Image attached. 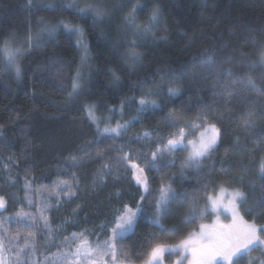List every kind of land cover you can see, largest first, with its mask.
<instances>
[{"label": "trees", "instance_id": "obj_1", "mask_svg": "<svg viewBox=\"0 0 264 264\" xmlns=\"http://www.w3.org/2000/svg\"><path fill=\"white\" fill-rule=\"evenodd\" d=\"M204 125L218 138L201 159L165 149ZM222 188L241 192L264 233V0H0V241L12 264H51L83 241L141 264ZM232 264H264V251Z\"/></svg>", "mask_w": 264, "mask_h": 264}, {"label": "rangeland", "instance_id": "obj_2", "mask_svg": "<svg viewBox=\"0 0 264 264\" xmlns=\"http://www.w3.org/2000/svg\"><path fill=\"white\" fill-rule=\"evenodd\" d=\"M80 38V36H78ZM83 47V43H80ZM85 53V52H83ZM108 124L103 126L106 132L117 133L120 125ZM182 134V133H181ZM173 137L165 148H183L187 155L188 163L201 159L217 142L218 130L211 125H204L193 137L186 135ZM149 137L148 133L142 135ZM164 148H157L160 152ZM134 176L146 182L142 166H136ZM137 175V176H136ZM142 182V181H141ZM143 183V190L146 183ZM164 197V196H163ZM241 192L238 189H220L217 193L209 196L207 204L199 215L197 226L189 231L181 240L170 246L157 247L146 262L141 264H232L239 255L246 253L252 248H261L264 251V233L260 226L246 220L239 209ZM166 197L161 199L165 201ZM125 214V213H124ZM123 214V216H124ZM130 216L133 211H130ZM123 216L116 219V225L123 222ZM113 227V232L121 234ZM177 252L180 256L171 262H164V254ZM113 243L106 241L103 248L83 241L70 253H61L50 257L51 264H119L116 262ZM0 264H12L0 241Z\"/></svg>", "mask_w": 264, "mask_h": 264}, {"label": "water", "instance_id": "obj_3", "mask_svg": "<svg viewBox=\"0 0 264 264\" xmlns=\"http://www.w3.org/2000/svg\"><path fill=\"white\" fill-rule=\"evenodd\" d=\"M129 213H130V211L127 210V212L123 216V222L121 223V227L122 228H125V227L127 228L130 225V221L129 222H126L129 219V216H130Z\"/></svg>", "mask_w": 264, "mask_h": 264}, {"label": "flooded vegetation", "instance_id": "obj_4", "mask_svg": "<svg viewBox=\"0 0 264 264\" xmlns=\"http://www.w3.org/2000/svg\"><path fill=\"white\" fill-rule=\"evenodd\" d=\"M130 218H131V216H129V219L126 222H129L130 221Z\"/></svg>", "mask_w": 264, "mask_h": 264}]
</instances>
